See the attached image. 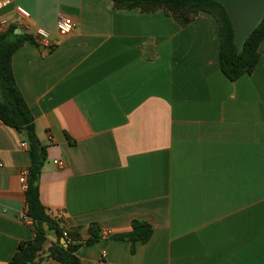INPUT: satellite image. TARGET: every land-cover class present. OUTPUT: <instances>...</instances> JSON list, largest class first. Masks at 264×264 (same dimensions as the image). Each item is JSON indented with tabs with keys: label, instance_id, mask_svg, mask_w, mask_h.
Masks as SVG:
<instances>
[{
	"label": "crops",
	"instance_id": "obj_1",
	"mask_svg": "<svg viewBox=\"0 0 264 264\" xmlns=\"http://www.w3.org/2000/svg\"><path fill=\"white\" fill-rule=\"evenodd\" d=\"M18 6L31 15L27 34L41 28L54 41L25 42L12 65L46 147L42 204L80 245V261L264 264V41L254 72L231 81L208 13L182 27L162 10L110 0H11L0 18L14 22ZM61 16L76 23L67 36L57 34ZM22 143L1 120L0 264L34 237L18 219L28 213L20 178L31 165ZM134 220L154 233L132 253L118 236ZM92 226L101 237L87 245ZM57 241L50 232L40 264H62L49 256Z\"/></svg>",
	"mask_w": 264,
	"mask_h": 264
},
{
	"label": "trees",
	"instance_id": "obj_2",
	"mask_svg": "<svg viewBox=\"0 0 264 264\" xmlns=\"http://www.w3.org/2000/svg\"><path fill=\"white\" fill-rule=\"evenodd\" d=\"M118 10H139L143 13H152L159 10L174 18L182 27L191 24L201 13L212 15L219 26L220 39V67L222 72L231 80L236 81L245 74H252L260 60V46L264 41V18L251 32L250 36L238 52L235 44V32L225 7L216 0H110ZM10 32L0 34V119L2 122L24 134L29 148L31 165L28 170V188L26 203L28 215L32 218L31 225L34 237L30 241L20 244L18 251L8 264H40L38 257L43 251L50 232L58 237L57 244L49 251V256L62 264H83L76 255L80 245L68 240L64 247L59 238L64 237L65 230L60 221L52 218L42 204L38 181L42 167L46 160L44 147L36 133L34 116L19 89L12 65L14 53L25 43L34 42L32 35L12 38ZM154 233L152 224L146 221L134 220L132 229L127 234L118 236L128 238L133 253L136 244L147 243ZM90 238L87 245L96 243L101 237L97 226L90 228Z\"/></svg>",
	"mask_w": 264,
	"mask_h": 264
},
{
	"label": "built area",
	"instance_id": "obj_3",
	"mask_svg": "<svg viewBox=\"0 0 264 264\" xmlns=\"http://www.w3.org/2000/svg\"><path fill=\"white\" fill-rule=\"evenodd\" d=\"M10 4H11V0H0V13L8 9ZM14 12H15V17H16L14 22L9 21L7 18H0V34L6 33L10 29V27L13 26L14 24L21 26L24 33L30 32L28 21L30 20L31 15L28 12V10H26L25 8L21 6H18V7H15ZM75 27H76L75 21L72 18L66 17V16L59 17L56 23L57 34L61 36H67L71 34L74 31ZM32 36L37 46H40L45 49L52 48L54 46V41L52 40L51 33L47 30L36 28L33 31ZM22 146L27 148L28 144L22 143ZM57 164L59 166H64L63 162H57ZM1 167H3V164L0 162V168ZM28 174H29L28 171H26L20 178V182L24 190H27L28 188ZM66 217H67V214L65 211L59 212L58 218L60 220H63L64 222V219H66ZM18 219L25 222L28 225L33 224V220L28 215V213L20 214L18 216ZM111 234H112L111 231H107L105 235L108 236ZM64 239L66 241L70 240L69 233L66 231L64 232ZM106 256H107V252L103 251L102 257L105 258Z\"/></svg>",
	"mask_w": 264,
	"mask_h": 264
},
{
	"label": "water",
	"instance_id": "obj_4",
	"mask_svg": "<svg viewBox=\"0 0 264 264\" xmlns=\"http://www.w3.org/2000/svg\"><path fill=\"white\" fill-rule=\"evenodd\" d=\"M216 1L225 7L230 17L235 32V44L238 52H241L245 40L264 18V0Z\"/></svg>",
	"mask_w": 264,
	"mask_h": 264
},
{
	"label": "rangeland",
	"instance_id": "obj_5",
	"mask_svg": "<svg viewBox=\"0 0 264 264\" xmlns=\"http://www.w3.org/2000/svg\"><path fill=\"white\" fill-rule=\"evenodd\" d=\"M20 4V3H19Z\"/></svg>",
	"mask_w": 264,
	"mask_h": 264
}]
</instances>
